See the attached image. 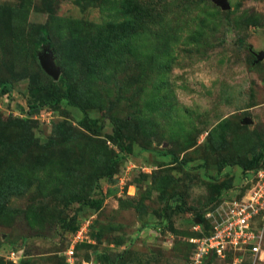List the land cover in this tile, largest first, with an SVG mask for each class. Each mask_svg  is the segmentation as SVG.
Returning <instances> with one entry per match:
<instances>
[{"label":"rangeland","instance_id":"obj_1","mask_svg":"<svg viewBox=\"0 0 264 264\" xmlns=\"http://www.w3.org/2000/svg\"><path fill=\"white\" fill-rule=\"evenodd\" d=\"M53 1L0 0V262L64 264L72 247L68 264H185L195 218L240 199L243 169H264V0ZM93 53L112 61L86 89ZM67 86L84 112L57 100Z\"/></svg>","mask_w":264,"mask_h":264},{"label":"built area","instance_id":"obj_2","mask_svg":"<svg viewBox=\"0 0 264 264\" xmlns=\"http://www.w3.org/2000/svg\"><path fill=\"white\" fill-rule=\"evenodd\" d=\"M242 177L244 192L240 194V199H236L235 195L230 201H223L214 212H206L205 219L209 222L210 233L199 238H189L188 243L192 249L189 261L185 264H205L208 257L225 259L229 254L238 255L234 264L241 261L238 257L248 256L253 262L263 259L264 169L245 171ZM83 233L80 229L75 239L83 242ZM71 251L72 247L66 254L67 262L72 257ZM17 258L12 252L11 260Z\"/></svg>","mask_w":264,"mask_h":264},{"label":"trees","instance_id":"obj_3","mask_svg":"<svg viewBox=\"0 0 264 264\" xmlns=\"http://www.w3.org/2000/svg\"><path fill=\"white\" fill-rule=\"evenodd\" d=\"M78 1L84 7H89V6L104 7V8L108 7L107 6V2H105V0H78ZM53 2H54L53 0H48V8L49 9H52ZM122 5H125V7H126V0H122ZM125 7L123 9V12L125 10ZM132 11H133V8H132ZM50 12H51V14H53V11H50ZM14 13H17V11H15ZM124 13L127 15L126 12H124ZM123 25L125 26V24H123ZM41 31H42V35L44 37V43L45 44H49V41H48V38H47V31H46L44 26L41 27ZM111 48H113V47H111ZM123 52H124V50L122 48H120V47L115 49V53L116 54H120L118 56V58H121V56H123ZM112 55H115V54H112ZM107 60H109V58H107V57H105V56H103L101 54H95V53L88 54L83 59L82 64L80 65V68H81V70H84V74L86 75V84H87L86 87H85L86 89H88L89 86H91V84L93 82H95L97 79H101L104 76L103 74L107 71V69H106L107 64L112 61V60H109V61H107ZM116 60H118V59H116ZM118 62L122 63L123 61L118 60ZM75 87H77V86L75 85ZM0 89H1L2 93H5V92L9 91V86H7L5 83H0ZM73 89H74L73 87L70 88L69 86H67L65 88V91L61 95H59L57 97V100L59 101L61 99H65V100H67L68 104H70L71 106L80 108L81 111L84 112L86 107H87V105H85L83 107L77 100L74 99L73 93L77 89L74 90V91H73ZM42 105H43V103H40L38 105H32L31 109L32 110L33 109L37 110V109L41 108ZM109 119H110V123L112 124V131H113V134H112L111 137H112L114 143L117 144V146L120 149V151L125 154L126 148L124 147V144H123V142H124L123 131H124L125 127L123 125V122H121L115 116H110ZM96 131L98 132L99 129H96ZM262 168L263 167H258V165L254 166V167L252 166L251 168L243 169V172H245V171H255V170L262 169ZM3 185L4 184H2V186ZM53 187L56 188L57 184H54ZM80 193L81 192H77L76 195H75L77 197L76 202L77 203H82V202L84 203V201L79 199L81 197ZM241 196L242 195H239L240 198H241ZM76 197H74V198H76ZM71 203H72V201H71ZM101 203H102V201L99 200L97 202L87 201L84 204H89V206H91V205L99 206ZM66 204H67V202H66ZM195 220H199L200 224L202 225L203 228H202L201 233H199L200 231H197L195 233L193 232L194 234H192V236H193L192 238H199V237H202L203 235H209V233H210V225H209V222H207V220L204 221L203 215H201V218H198V217H197V219L195 218ZM89 230H90V228H89ZM79 244H78V246H79ZM188 246H189L188 254H190L191 253V249H192V245L188 243ZM188 254H187V256H188ZM99 256L100 255H96V261L98 260L99 264H101L100 261H103V260H105L106 262H110V259L107 256H104V257H99ZM122 256L123 255H115V256H113V259L111 260V262H113L115 260H119L120 258H122ZM215 258L216 257H214V256L208 257L206 259L205 264H209L212 261V259H215ZM20 260H21V258H20ZM64 262H65L64 264H68L66 262V260ZM0 264H3V263L0 262ZM22 264H31V263H22Z\"/></svg>","mask_w":264,"mask_h":264},{"label":"water","instance_id":"obj_4","mask_svg":"<svg viewBox=\"0 0 264 264\" xmlns=\"http://www.w3.org/2000/svg\"><path fill=\"white\" fill-rule=\"evenodd\" d=\"M211 1L214 2L216 5H218L222 10H228L230 8L227 0H211ZM263 57H264V53H259L256 59L257 61H261ZM37 59L41 69L53 80H57L59 76V70L53 62L52 52L45 48L42 51V53L38 55ZM244 123L249 125L251 124V121L245 120ZM87 258H89L88 255Z\"/></svg>","mask_w":264,"mask_h":264},{"label":"clouds","instance_id":"obj_5","mask_svg":"<svg viewBox=\"0 0 264 264\" xmlns=\"http://www.w3.org/2000/svg\"><path fill=\"white\" fill-rule=\"evenodd\" d=\"M206 220V219H205ZM263 249H264V242H263Z\"/></svg>","mask_w":264,"mask_h":264}]
</instances>
